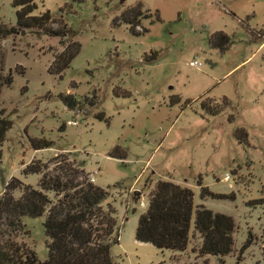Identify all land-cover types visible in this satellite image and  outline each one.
I'll return each instance as SVG.
<instances>
[{
  "label": "rangeland",
  "instance_id": "374dc122",
  "mask_svg": "<svg viewBox=\"0 0 264 264\" xmlns=\"http://www.w3.org/2000/svg\"><path fill=\"white\" fill-rule=\"evenodd\" d=\"M34 3L33 14L47 10L54 28L61 19L80 48L58 76L47 72L62 49L57 37L24 30L1 41L12 81L0 90L10 121L0 148V195L12 177L36 189L39 175L23 174L25 166L40 162L51 170L63 157L81 162L87 180L97 170L93 184L107 190L115 263L264 264V204L256 203L264 198V0ZM14 11L11 0H0L1 23L13 26ZM216 32L228 43L210 47ZM193 60L198 68L188 65ZM64 94L79 105L68 110L59 99ZM33 138L52 144L33 150ZM157 181L190 189L193 211L201 205L231 217V252L199 256L193 215L182 252L136 242L138 216ZM43 219L21 218L22 241L40 261L46 258Z\"/></svg>",
  "mask_w": 264,
  "mask_h": 264
},
{
  "label": "trees",
  "instance_id": "16d2710c",
  "mask_svg": "<svg viewBox=\"0 0 264 264\" xmlns=\"http://www.w3.org/2000/svg\"><path fill=\"white\" fill-rule=\"evenodd\" d=\"M11 6L15 8L14 25L0 22V90L12 81L11 74L4 71L1 41L24 30L59 39L62 49L53 55L47 72L60 76L79 52L80 44L72 40L75 33L61 19L60 24L57 21V26L52 27L56 22L47 10L33 14L34 0H11ZM120 20L128 25L132 35L140 34L126 16ZM228 41L225 34L216 32L208 43L210 47H218ZM59 99L68 110L79 105L69 94L59 95ZM95 117L102 119L103 113ZM9 127L10 121L0 107V148ZM28 140L33 150L46 149L52 144L44 138ZM111 153L107 156L117 159L125 156L116 157ZM58 159L54 160L51 170L40 162L25 166L23 174L39 175L36 189L13 177L4 185L0 195V264H117L110 255V246L117 242V237L114 236V209L106 202L107 190L87 180L81 162ZM15 191L19 193L17 197L13 196ZM48 194L53 197L49 198ZM199 196L202 199L205 194L200 191ZM257 201L264 204V198ZM41 215H44L42 229L46 248L43 261L37 259L21 238L27 233L21 218ZM192 215V229L200 238L197 254L218 258L228 255L233 246L232 218L212 213L201 205L193 211L191 190L169 181H157L149 191L146 209L137 219L134 240L159 250L182 252L187 245ZM248 243L247 240L240 251Z\"/></svg>",
  "mask_w": 264,
  "mask_h": 264
},
{
  "label": "built area",
  "instance_id": "2783aa9c",
  "mask_svg": "<svg viewBox=\"0 0 264 264\" xmlns=\"http://www.w3.org/2000/svg\"><path fill=\"white\" fill-rule=\"evenodd\" d=\"M190 67H194V68H198L199 66H200V63L198 62V61H196V60H193V61H191V62H189V64H188ZM74 124V123H73ZM97 172V170L96 171H93L91 174H89V176H88V181L89 182H91V183H93V180H94V174ZM225 179H228V176H226L225 177ZM140 206H143L141 203H140Z\"/></svg>",
  "mask_w": 264,
  "mask_h": 264
}]
</instances>
